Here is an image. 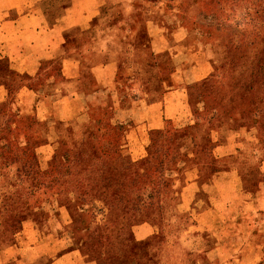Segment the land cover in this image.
<instances>
[{
    "label": "rangeland",
    "instance_id": "1",
    "mask_svg": "<svg viewBox=\"0 0 264 264\" xmlns=\"http://www.w3.org/2000/svg\"><path fill=\"white\" fill-rule=\"evenodd\" d=\"M89 2L76 83L0 59V264H264V0Z\"/></svg>",
    "mask_w": 264,
    "mask_h": 264
},
{
    "label": "crops",
    "instance_id": "2",
    "mask_svg": "<svg viewBox=\"0 0 264 264\" xmlns=\"http://www.w3.org/2000/svg\"><path fill=\"white\" fill-rule=\"evenodd\" d=\"M91 4L89 0H0V59L6 60L12 73L26 75L31 79H37L41 74L47 71L49 73L53 67L58 66L60 76L73 84L76 83V79L84 73L77 57L73 55H77L81 45L76 38L89 27L93 15ZM54 75L56 74L49 77L51 83L54 81ZM30 90L33 94L40 95L38 97L53 102L54 111L49 118L60 117L58 110L65 109L61 103L65 100L61 97V83H57L54 91L48 95ZM68 111V115L75 114L70 108ZM263 166L264 161L259 169ZM228 180L223 178L218 182ZM229 181L232 183L233 180ZM230 209L227 213L234 211L233 208ZM229 236V232L225 233L215 240L214 246L223 248L224 237ZM205 245V242H201L199 251H202L201 248ZM199 256L200 254L194 259ZM231 258L225 256L223 262L229 263Z\"/></svg>",
    "mask_w": 264,
    "mask_h": 264
},
{
    "label": "trees",
    "instance_id": "3",
    "mask_svg": "<svg viewBox=\"0 0 264 264\" xmlns=\"http://www.w3.org/2000/svg\"><path fill=\"white\" fill-rule=\"evenodd\" d=\"M82 215H85L82 213ZM87 229V228H86ZM73 244H75V242H72ZM70 242V240L66 243L67 245H64L61 247V255L56 256L54 259H51V261H49V264H82V261L80 259V257L77 254V250H67V248L69 246H71L72 244ZM188 256H186V263L187 264H194L193 260L194 257L193 255L187 254Z\"/></svg>",
    "mask_w": 264,
    "mask_h": 264
}]
</instances>
